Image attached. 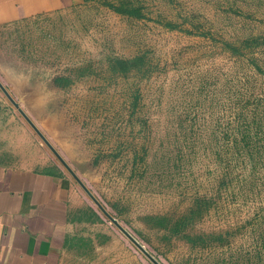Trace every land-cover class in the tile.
<instances>
[{
    "label": "rangeland",
    "instance_id": "1",
    "mask_svg": "<svg viewBox=\"0 0 264 264\" xmlns=\"http://www.w3.org/2000/svg\"><path fill=\"white\" fill-rule=\"evenodd\" d=\"M0 82L159 264H264V183L230 128L254 105L264 125V0H62L0 27ZM1 130L60 182L46 264H153L0 90Z\"/></svg>",
    "mask_w": 264,
    "mask_h": 264
},
{
    "label": "crops",
    "instance_id": "2",
    "mask_svg": "<svg viewBox=\"0 0 264 264\" xmlns=\"http://www.w3.org/2000/svg\"><path fill=\"white\" fill-rule=\"evenodd\" d=\"M61 4L62 0H0V27ZM6 140L1 130L0 264H46L45 215L61 210V185L29 166L19 165Z\"/></svg>",
    "mask_w": 264,
    "mask_h": 264
},
{
    "label": "trees",
    "instance_id": "3",
    "mask_svg": "<svg viewBox=\"0 0 264 264\" xmlns=\"http://www.w3.org/2000/svg\"><path fill=\"white\" fill-rule=\"evenodd\" d=\"M254 39L255 37L252 38V40ZM244 42L246 41L239 42V45L242 44L243 46H246ZM257 102H259V100ZM257 102H255V104H257ZM254 107H256V105H254ZM254 107L252 108V110L249 109L243 111L239 110L238 113H234L233 119L235 120V124L232 126L230 125L227 126H230V128L235 132V134L239 136V140L242 142V147L249 148L246 149L245 151L246 153L238 155L242 157L236 162V165H238L240 168L241 167L243 168V157L246 156L250 162L251 174L253 176L252 180L254 182L260 181V183H264V125H262L259 128V124L262 123L261 122L262 119L257 116L258 113L256 114L257 111L256 108ZM262 113L264 118L263 109H262ZM248 116H250V120L247 118ZM220 129L221 132L224 130V128H220ZM255 144H257V146H255ZM252 147H253V151L250 150L252 149ZM224 166L226 165L224 164ZM259 174H261V176H259ZM237 181L241 183L244 182L245 180L242 179ZM249 191H252L251 186L249 188Z\"/></svg>",
    "mask_w": 264,
    "mask_h": 264
},
{
    "label": "water",
    "instance_id": "4",
    "mask_svg": "<svg viewBox=\"0 0 264 264\" xmlns=\"http://www.w3.org/2000/svg\"><path fill=\"white\" fill-rule=\"evenodd\" d=\"M0 90L4 93V95L7 97V99L11 102L12 106L17 108V111L21 114L23 119L34 128L35 133L37 136L47 145L49 149L56 155L58 161L60 162L61 166L67 171V173L74 179V181L79 185V187L84 191V193L92 200V202L96 205V207L103 212L105 217L115 226L117 227L121 233H123L126 238L141 252L143 255L149 259L153 264H159L150 254L146 252V250L123 228L120 226V224L111 216L109 215L105 209L98 203V201L92 196V194L89 192V190L83 185L81 180L76 176V174L72 171V169L67 165V163L57 154V152L51 147V145L48 143V141L41 135L39 131L36 130L33 123L29 120V118L26 116L25 113L22 112L21 109L18 108L17 102H14L12 98L10 97L9 93H7L5 87L0 83Z\"/></svg>",
    "mask_w": 264,
    "mask_h": 264
},
{
    "label": "bare ground",
    "instance_id": "5",
    "mask_svg": "<svg viewBox=\"0 0 264 264\" xmlns=\"http://www.w3.org/2000/svg\"><path fill=\"white\" fill-rule=\"evenodd\" d=\"M1 83V82H0ZM7 91V90H6ZM7 93H8V91H7ZM10 95V94H9ZM11 97V96H10ZM12 98V97H11ZM12 100H13V98H12ZM14 101V100H13ZM15 102V101H14ZM17 106H18V108L19 109H21L20 108V106L18 105V103H17ZM22 110V109H21ZM22 112H23V110H22ZM24 113V112H23ZM30 120V119H29ZM34 125V124H33ZM35 126V125H34ZM35 128H36V130H37V127L35 126ZM38 131V130H37ZM54 149V148H53ZM55 150V149H54ZM56 151V150H55ZM58 154V153H57ZM59 155V154H58ZM60 156V155H59ZM62 158V157H61ZM65 161V160H64ZM92 201V200H91ZM93 203V202H92ZM94 204V203H93ZM95 205V204H94ZM95 207H96V205H95ZM97 208V207H96ZM100 211V210H99ZM106 211V210H105ZM101 212V211H100ZM102 214H103V212H101ZM104 215V214H103ZM105 216V215H104Z\"/></svg>",
    "mask_w": 264,
    "mask_h": 264
}]
</instances>
